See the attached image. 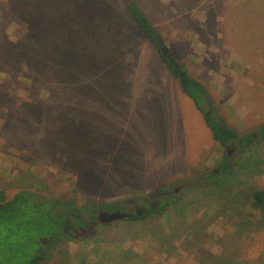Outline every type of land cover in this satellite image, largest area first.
<instances>
[{"label": "rangeland", "instance_id": "1", "mask_svg": "<svg viewBox=\"0 0 264 264\" xmlns=\"http://www.w3.org/2000/svg\"><path fill=\"white\" fill-rule=\"evenodd\" d=\"M15 1L0 0V56L9 43L22 40L24 59L53 76L41 75L35 89L28 67L21 65L13 76L7 65L0 64V84L16 86L15 106L45 99L51 128L48 133L42 129L36 134H8L4 125L16 116L10 111L11 96L3 99L9 113L0 112V192L7 199L29 191L74 200L78 209L72 214L87 222L105 211L98 203L119 204V213L129 217L136 210L143 214L152 203L161 207L172 198H180V206L184 198H199L194 193L207 198L201 203L190 201L187 214L179 211L174 217L176 223L169 221L165 210L140 222L90 221L94 231L75 234L52 247L48 264H90L103 258L109 248L133 250L132 264H219L218 258L228 251L249 264H259L264 215L243 198L252 188H264L260 133L264 129V0ZM130 2L161 34L162 45L169 46L180 68L206 86L205 107L240 137L254 134L258 146L243 152L215 141L203 114L157 46L138 31ZM17 12L24 22L14 15ZM29 27L32 32L37 28L33 37L26 35ZM78 70H83L82 76L92 73L94 96L76 99L69 83L60 84ZM69 102L72 111L77 108L79 117L92 124L86 149L94 153L84 174L69 173L59 150L50 151L45 145L47 140L52 144L53 128L59 124L54 109ZM21 123L30 128L25 120ZM33 149L50 151L51 156H35ZM228 150L235 168L224 172ZM213 170L219 175L209 178ZM223 182L228 186L221 188ZM213 198H242L239 211L233 214L232 204L225 205L226 199H221L224 211L213 214ZM76 221L69 219L68 231L78 229ZM244 224L247 232H240ZM196 227L204 232L199 240L190 236ZM155 228L170 235L175 229L170 238L175 245L159 240L152 232ZM119 260L116 256L109 264H123Z\"/></svg>", "mask_w": 264, "mask_h": 264}, {"label": "trees", "instance_id": "2", "mask_svg": "<svg viewBox=\"0 0 264 264\" xmlns=\"http://www.w3.org/2000/svg\"><path fill=\"white\" fill-rule=\"evenodd\" d=\"M17 3H20V1L16 0L14 2V4ZM128 7L138 31L157 46L162 59L167 63L169 69L173 71V73L179 78L184 91L194 101L197 108L203 114L205 123L210 129L215 141H217L222 147L226 149L231 145H233V147L237 146L242 148L243 152L249 148H254V146L258 144L256 136L254 134H248L246 136L240 137L238 131L229 127L221 118H218L213 111L205 107V103L209 100V92L206 86L189 74H186L183 78H180V73L184 72L182 68H175V66L170 64L168 58L162 53L161 44L163 39L161 34L151 24L150 20L136 3L130 2L128 3ZM6 10L9 11L8 8H6ZM8 15L10 17L13 14L10 15L9 13ZM14 15L20 17V19H22L24 22L22 13L17 12L14 13ZM12 18L13 17H10L9 19ZM30 29L31 27H29V30L27 29L26 35L33 37L37 31V28H35L33 32L32 29ZM23 46L24 44L22 40L16 44L9 43L7 46H5L4 51L0 56V64L2 66L7 65L13 76H15L21 65L28 67V72L31 71L35 77L36 82L33 83V87L36 89L38 85L41 84L39 83V80H42L44 75L51 77L53 74L52 72H44L36 69V66L28 63L22 56ZM82 71L83 70H78V73L72 71L70 73V78H62L63 80L60 81L62 86L68 85L69 83V86L71 85L73 87L74 92L76 93L74 95L76 99H79V97H89L91 95V90L87 83L90 82L92 73L88 74L86 71V75L82 76ZM36 72L38 76L36 75ZM7 95L11 96L13 99L10 111L11 113L15 112L16 117H14L13 121L4 125L5 132L11 135L24 133L26 131L28 133L33 132L36 134L44 129L45 132L48 133L51 128V121L49 120V114L51 111L48 109L45 110L48 106L45 99L39 97L34 104L25 102L24 104L15 106L14 98H17L16 86L9 85L7 87L6 85L4 86L0 84V112L2 113H9V111L3 108L2 104L3 99ZM75 97H73V99H75ZM76 99L75 102H77ZM71 104L73 103L69 102L68 105L64 107L54 109L55 115L59 120V124L53 128L55 137L52 138V144H50L51 142H48L49 140L45 141V135L47 133H45L43 137L44 141L46 142L45 145L46 147L49 146L50 151L54 149L59 150L58 156H64V159L66 160L65 165L67 164L68 168L66 169L68 172L76 170L79 173L84 174V172L86 170L88 171L91 166L90 154L94 153L92 149H86L89 148L91 141L89 136L91 134L92 124L87 118L79 117L76 110L77 108L73 109L74 111H72ZM22 120H25L27 123L26 127H30L31 129L25 128L21 123ZM260 133L261 136L264 137V129H262ZM50 151L48 153H38V151L33 149L35 156H41L47 159H49L51 156ZM102 151L103 147H101V152ZM101 152L97 153V155H100ZM224 157L225 163L223 164V171L226 172L228 170H234L235 166L234 163L230 162L231 155L229 150L226 151ZM218 175V171L213 170L210 172L208 177L214 178ZM228 184L223 182V184H221V188L227 187ZM194 195L195 197L199 198H184L183 204L181 206L178 205L180 198H178L177 201L173 200L172 198L167 203L158 208H156V204L152 203L149 207H147V210L143 212V214L139 215V210H136L135 213L123 220L130 222H140L146 220V218L150 217L152 214L165 210L169 221L171 223H176L178 220L174 217L178 215L179 211L183 212V214H187V207L190 201L194 203H201L207 199L201 198V195L198 193H194ZM213 199L216 202L211 206L213 214L224 211L223 207L219 205L221 199H226L225 205H228L229 203L232 204V206L230 205L229 207L231 212L234 214L236 211H239V204L242 198ZM244 199L250 201L252 207L260 210L262 215H264V188H252L249 194H247V198H243V200ZM148 200H151V198H148ZM113 205H116L117 208H114L113 211H109L108 209ZM98 208H103L105 212L108 213L119 212L122 210L121 205L119 204L100 206L98 203ZM77 209L78 207L75 206L74 200L70 201L67 199H53L29 191L17 193L13 198L7 199L4 196V192H0V264H48V252L52 247L58 245L65 238L69 239L70 236H74L75 234L80 235L83 231H85V234L87 232L94 231L90 226H88L90 221L93 222V220H97L96 222H100L98 217H91L89 222H87L84 217L75 213L72 214V210L76 211ZM70 218L74 221L77 219L80 220V222L76 221V225L78 226L76 231L70 232L67 230ZM261 221L264 222V219ZM261 224L262 223H260V225ZM245 226V224L241 226L239 231L243 232L246 229ZM174 230H171L172 237H174ZM245 231L247 232V230ZM152 232L157 238H159V240L165 241V244L169 247H173V245H175L174 241L170 240V233L166 234L163 231L160 232L159 228H155ZM203 234V230H201L200 227H196L195 230L191 232L190 236L191 239L199 240L202 238ZM236 239H238V234H236ZM116 250L118 252H116ZM103 255V258H100L95 262L92 261L90 264H109L113 262V258L116 256L122 260L119 261L123 264H132L135 261V252L130 249L118 250V248H109L104 251ZM105 256H107L108 260L105 259ZM218 260L219 264H249L239 258L235 252L231 253L229 251L227 254L221 255ZM258 262L259 264H264V251L258 253L256 263Z\"/></svg>", "mask_w": 264, "mask_h": 264}, {"label": "water", "instance_id": "3", "mask_svg": "<svg viewBox=\"0 0 264 264\" xmlns=\"http://www.w3.org/2000/svg\"><path fill=\"white\" fill-rule=\"evenodd\" d=\"M161 50L164 56H166L170 62V64L174 65L175 68H179L180 66L177 64L175 58H173V55L170 52V48L169 46H161ZM186 75V72H182L180 73V78H183ZM178 190L176 189L175 192H177ZM138 214L141 215V211H138ZM126 217H128L126 214L123 213H119V212H115V213H108L105 211H100L98 213V219L101 222L104 223H110V222H114V221H118V220H123Z\"/></svg>", "mask_w": 264, "mask_h": 264}, {"label": "crops", "instance_id": "4", "mask_svg": "<svg viewBox=\"0 0 264 264\" xmlns=\"http://www.w3.org/2000/svg\"><path fill=\"white\" fill-rule=\"evenodd\" d=\"M87 85H88V87H89L90 90H91V94L94 96V95H95V92H94L93 85H90V82H88Z\"/></svg>", "mask_w": 264, "mask_h": 264}, {"label": "flooded vegetation", "instance_id": "5", "mask_svg": "<svg viewBox=\"0 0 264 264\" xmlns=\"http://www.w3.org/2000/svg\"><path fill=\"white\" fill-rule=\"evenodd\" d=\"M161 46H163L162 44H161ZM140 211V210H139ZM141 213H142V211H141Z\"/></svg>", "mask_w": 264, "mask_h": 264}]
</instances>
